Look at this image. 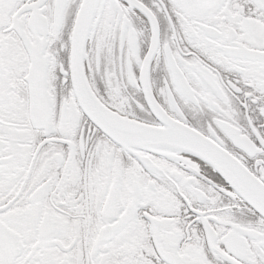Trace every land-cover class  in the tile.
<instances>
[{
    "label": "snow or ice",
    "instance_id": "obj_1",
    "mask_svg": "<svg viewBox=\"0 0 264 264\" xmlns=\"http://www.w3.org/2000/svg\"><path fill=\"white\" fill-rule=\"evenodd\" d=\"M0 264H264V0H0Z\"/></svg>",
    "mask_w": 264,
    "mask_h": 264
}]
</instances>
